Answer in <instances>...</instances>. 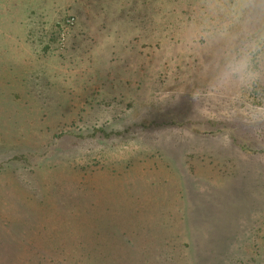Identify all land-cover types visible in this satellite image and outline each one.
<instances>
[{
	"label": "rangeland",
	"instance_id": "rangeland-1",
	"mask_svg": "<svg viewBox=\"0 0 264 264\" xmlns=\"http://www.w3.org/2000/svg\"><path fill=\"white\" fill-rule=\"evenodd\" d=\"M230 134L264 149V0H0V264H264Z\"/></svg>",
	"mask_w": 264,
	"mask_h": 264
},
{
	"label": "trees",
	"instance_id": "trees-1",
	"mask_svg": "<svg viewBox=\"0 0 264 264\" xmlns=\"http://www.w3.org/2000/svg\"><path fill=\"white\" fill-rule=\"evenodd\" d=\"M174 124H175L174 122H172V121L169 120V125H174ZM179 125H180V127L181 126L182 127H188L190 129V131L193 134H196V135H204V134L207 135V134H210L211 133L210 130H202V129H200L199 128L200 126H205V125L210 126L211 125V127H213V123L209 124L208 122L207 123H203V124H201L198 127L197 126L195 127V124L194 125L191 124L190 126H185V125H182V124H179ZM219 131L220 130H218V133H220ZM221 131H223V130H221ZM100 132L102 133V130H96L95 131V134L96 133H100ZM229 136L231 137L232 142L235 143V145H237L242 150V152H246V153H256V152L257 153H264V149L263 148L262 149L254 148L248 142L243 141L242 139H240L238 137H235L232 134H230ZM193 245H194L193 244V239H191L190 242H189V246L192 247Z\"/></svg>",
	"mask_w": 264,
	"mask_h": 264
}]
</instances>
